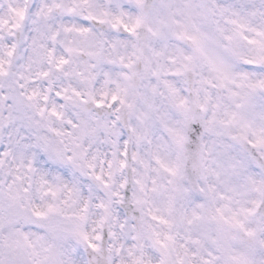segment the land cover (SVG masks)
Here are the masks:
<instances>
[{
	"label": "snow or ice",
	"instance_id": "6c2138e0",
	"mask_svg": "<svg viewBox=\"0 0 264 264\" xmlns=\"http://www.w3.org/2000/svg\"><path fill=\"white\" fill-rule=\"evenodd\" d=\"M0 264H264V0H0Z\"/></svg>",
	"mask_w": 264,
	"mask_h": 264
}]
</instances>
